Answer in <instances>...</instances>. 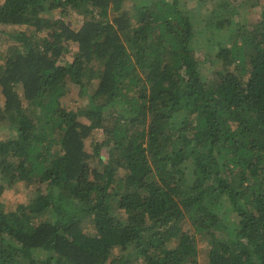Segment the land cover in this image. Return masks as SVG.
Wrapping results in <instances>:
<instances>
[{
    "label": "trees",
    "instance_id": "1",
    "mask_svg": "<svg viewBox=\"0 0 264 264\" xmlns=\"http://www.w3.org/2000/svg\"><path fill=\"white\" fill-rule=\"evenodd\" d=\"M186 1H0V264H264V3Z\"/></svg>",
    "mask_w": 264,
    "mask_h": 264
},
{
    "label": "rangeland",
    "instance_id": "2",
    "mask_svg": "<svg viewBox=\"0 0 264 264\" xmlns=\"http://www.w3.org/2000/svg\"><path fill=\"white\" fill-rule=\"evenodd\" d=\"M1 1V0H0ZM3 1V0H2ZM233 4L238 5L240 0H232ZM264 3V0H262V4ZM211 4V3H209ZM207 4L206 6L209 8L211 5ZM262 4L257 7H239V12H234L230 16L235 17L237 21H248V22H256L261 19V10H262ZM130 3L126 2V7H129ZM186 5L189 7H195L197 6V0H187ZM203 13L204 10H202ZM43 16L51 19H57V18H64L66 21L71 23V25L77 27L80 25L83 16L78 12L74 11L73 9L69 8L66 10H63L62 8H56L53 9L52 11H49ZM20 29H29V27L23 26ZM11 30V28H9ZM223 41L226 40V43L230 44L231 41L226 38L222 37ZM3 36H0V47L3 45ZM217 41V39L215 40ZM10 41H7L6 43H9ZM5 43V44H6ZM7 45V44H6ZM5 48V47H4ZM3 48V49H4ZM1 49V50H3ZM78 49V44L73 43L72 44V51L70 54L66 55L65 59L62 60V62L66 61H72L73 60V55ZM200 56H202L205 59V54L204 52H199L198 53ZM208 57H211L210 52L206 53ZM207 60H205L206 62ZM206 67H205V74L208 76H212V71L215 69V66H212L208 61L206 62ZM70 93L67 97H65L62 101L65 106H68L69 108H72L74 110H81L83 108H86L89 102L88 96H82L79 95V89L76 85L71 84L69 86ZM89 90L91 91L92 88L89 87ZM20 92H22V89H20ZM4 103V97L0 91V104ZM82 121L87 120L84 116H81ZM10 135V130L7 128L1 127L0 129V140H7L9 139ZM104 138L102 130H95L94 133L92 134L91 137H89L86 142H85V148L87 151L92 152L93 151V143L97 140L101 141ZM107 149H103L105 159H107ZM98 161V158H93L92 162L93 164H96ZM31 196L32 194L30 193L29 188L26 186L25 183L23 182H18L12 187L7 188V190L3 194L2 202L3 205L6 209L8 210H24L25 212H29L32 208L33 205L31 204ZM23 208V209H22ZM45 217L49 219H53L55 217L53 208L47 210L45 213ZM189 227L188 225L186 228ZM91 229V228H90ZM93 232V230H92ZM199 248H200V254H199V261L201 264H207L208 259H207V248H208V243L205 239L199 238L198 241ZM119 250L117 249V252Z\"/></svg>",
    "mask_w": 264,
    "mask_h": 264
}]
</instances>
